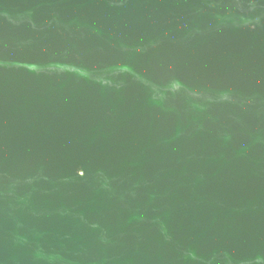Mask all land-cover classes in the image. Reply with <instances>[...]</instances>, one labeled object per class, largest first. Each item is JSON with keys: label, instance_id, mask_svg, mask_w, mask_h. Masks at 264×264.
<instances>
[{"label": "water", "instance_id": "obj_1", "mask_svg": "<svg viewBox=\"0 0 264 264\" xmlns=\"http://www.w3.org/2000/svg\"><path fill=\"white\" fill-rule=\"evenodd\" d=\"M0 264H264V0H0Z\"/></svg>", "mask_w": 264, "mask_h": 264}]
</instances>
